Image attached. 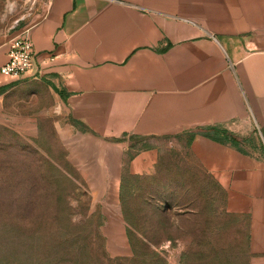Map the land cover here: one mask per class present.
<instances>
[{
    "label": "crops",
    "instance_id": "0c3cea01",
    "mask_svg": "<svg viewBox=\"0 0 264 264\" xmlns=\"http://www.w3.org/2000/svg\"><path fill=\"white\" fill-rule=\"evenodd\" d=\"M26 31L34 66L21 81L47 82L72 119L67 146L96 203L191 132L229 210L248 216L249 264H264V0H48L0 34V68ZM14 82L0 71V91Z\"/></svg>",
    "mask_w": 264,
    "mask_h": 264
},
{
    "label": "rangeland",
    "instance_id": "374dc122",
    "mask_svg": "<svg viewBox=\"0 0 264 264\" xmlns=\"http://www.w3.org/2000/svg\"><path fill=\"white\" fill-rule=\"evenodd\" d=\"M47 2L0 0V34ZM72 125L45 81L1 91L0 264L250 263L248 216L201 167L195 134L167 137L155 171L126 175L96 203L67 146Z\"/></svg>",
    "mask_w": 264,
    "mask_h": 264
},
{
    "label": "built area",
    "instance_id": "2783aa9c",
    "mask_svg": "<svg viewBox=\"0 0 264 264\" xmlns=\"http://www.w3.org/2000/svg\"><path fill=\"white\" fill-rule=\"evenodd\" d=\"M9 59L0 71L13 81L33 75L34 44L29 32H23L10 41Z\"/></svg>",
    "mask_w": 264,
    "mask_h": 264
},
{
    "label": "trees",
    "instance_id": "16d2710c",
    "mask_svg": "<svg viewBox=\"0 0 264 264\" xmlns=\"http://www.w3.org/2000/svg\"><path fill=\"white\" fill-rule=\"evenodd\" d=\"M1 91H3V90H1ZM1 91H0V93H1ZM132 157V156H131Z\"/></svg>",
    "mask_w": 264,
    "mask_h": 264
}]
</instances>
